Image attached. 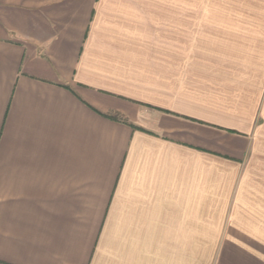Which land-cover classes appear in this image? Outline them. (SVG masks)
<instances>
[{
  "label": "crops",
  "instance_id": "crops-1",
  "mask_svg": "<svg viewBox=\"0 0 264 264\" xmlns=\"http://www.w3.org/2000/svg\"><path fill=\"white\" fill-rule=\"evenodd\" d=\"M264 258V0H0V264Z\"/></svg>",
  "mask_w": 264,
  "mask_h": 264
},
{
  "label": "rangeland",
  "instance_id": "rangeland-1",
  "mask_svg": "<svg viewBox=\"0 0 264 264\" xmlns=\"http://www.w3.org/2000/svg\"><path fill=\"white\" fill-rule=\"evenodd\" d=\"M252 264H264V258H252Z\"/></svg>",
  "mask_w": 264,
  "mask_h": 264
}]
</instances>
